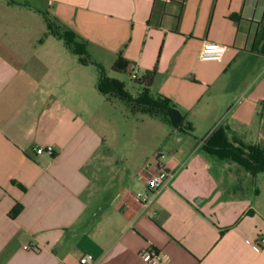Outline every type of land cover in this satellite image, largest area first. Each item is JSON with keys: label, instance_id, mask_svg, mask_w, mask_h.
Listing matches in <instances>:
<instances>
[{"label": "crops", "instance_id": "1", "mask_svg": "<svg viewBox=\"0 0 264 264\" xmlns=\"http://www.w3.org/2000/svg\"><path fill=\"white\" fill-rule=\"evenodd\" d=\"M207 42L227 46L222 59L200 58ZM121 51L136 79L155 68L153 94L209 131L183 157L155 154L125 175L105 114L115 97L98 89ZM215 130L218 144L264 145V0H0V264H80L86 253L148 264V246L168 264H264V170L209 153ZM50 144L54 155L35 150ZM159 163L167 183L142 203L134 193Z\"/></svg>", "mask_w": 264, "mask_h": 264}, {"label": "rangeland", "instance_id": "2", "mask_svg": "<svg viewBox=\"0 0 264 264\" xmlns=\"http://www.w3.org/2000/svg\"><path fill=\"white\" fill-rule=\"evenodd\" d=\"M21 23L27 24L25 20H22ZM112 68H106V74L124 82L129 91L136 93L143 90V86L130 71H116ZM144 113L135 111L132 104L118 97L114 99V104L106 109L105 114L111 124L109 134L115 173L122 172L125 175L127 168L131 173L136 172L144 162L152 160L160 150L165 152V156L170 151L178 150L181 152L179 156L183 157L186 155L184 153L189 150L186 141L203 139L209 132L205 131V124L197 126L196 130L186 121L183 124L185 127L177 133L182 139H175L174 127L164 115L157 114L155 117H151ZM238 149L239 147H237ZM245 149L242 148V150Z\"/></svg>", "mask_w": 264, "mask_h": 264}, {"label": "trees", "instance_id": "3", "mask_svg": "<svg viewBox=\"0 0 264 264\" xmlns=\"http://www.w3.org/2000/svg\"><path fill=\"white\" fill-rule=\"evenodd\" d=\"M50 30L62 38L77 54L81 56L83 63L90 62V58L86 51V45L84 43L74 44L72 37L69 33L60 32L55 26L54 21L51 19L48 12H43ZM130 61L123 55L121 51L115 63L113 64V70L116 71H128ZM101 75L98 81V89L101 93L108 96V98H120L133 105L135 111H143L151 115L162 114L167 118V121L174 127L183 129L185 116L182 115L172 104L168 97L162 95H155L151 90V85L155 75V68L148 70L143 76L136 79L143 86V90L134 94L129 91L124 82L110 77L106 74L105 70L100 67ZM212 137L206 139L207 143L205 149L217 157L230 156L237 160H241L242 163L253 173L261 172L264 170V145L253 144L248 147V150H242L234 147L230 144L215 142L218 136V130L212 133ZM23 205L17 204L11 211V216H17L22 210Z\"/></svg>", "mask_w": 264, "mask_h": 264}, {"label": "built area", "instance_id": "4", "mask_svg": "<svg viewBox=\"0 0 264 264\" xmlns=\"http://www.w3.org/2000/svg\"><path fill=\"white\" fill-rule=\"evenodd\" d=\"M226 50V45L207 42L200 51V58L202 60H220L223 58ZM35 150L38 154H55V147L51 144L37 146ZM162 157H165V152L160 150L156 153V158L160 161ZM169 174L170 173L165 164L159 163L157 172L153 174L148 183L147 191H136L134 193L135 197L142 203H148L151 195L158 193L166 185ZM26 247L30 246L26 245ZM139 254L140 257L148 264H168L170 261L169 254L165 250L159 249L155 246L145 247ZM94 260L95 258L92 253H86L80 258V264H93Z\"/></svg>", "mask_w": 264, "mask_h": 264}]
</instances>
